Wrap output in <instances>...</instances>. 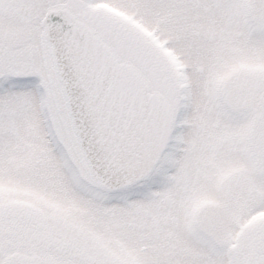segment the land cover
Wrapping results in <instances>:
<instances>
[{"label": "snow or ice", "instance_id": "1", "mask_svg": "<svg viewBox=\"0 0 264 264\" xmlns=\"http://www.w3.org/2000/svg\"><path fill=\"white\" fill-rule=\"evenodd\" d=\"M0 264H264V0H0Z\"/></svg>", "mask_w": 264, "mask_h": 264}]
</instances>
